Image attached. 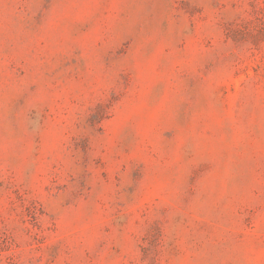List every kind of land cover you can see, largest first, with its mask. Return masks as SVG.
Masks as SVG:
<instances>
[{
    "label": "rangeland",
    "instance_id": "374dc122",
    "mask_svg": "<svg viewBox=\"0 0 264 264\" xmlns=\"http://www.w3.org/2000/svg\"><path fill=\"white\" fill-rule=\"evenodd\" d=\"M0 264H264V0H0Z\"/></svg>",
    "mask_w": 264,
    "mask_h": 264
}]
</instances>
